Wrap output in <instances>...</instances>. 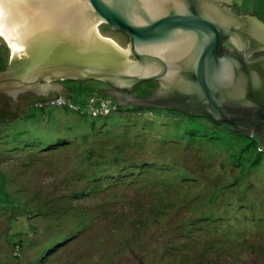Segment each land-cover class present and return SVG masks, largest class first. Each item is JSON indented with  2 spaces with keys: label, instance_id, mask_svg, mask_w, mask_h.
<instances>
[{
  "label": "rangeland",
  "instance_id": "1",
  "mask_svg": "<svg viewBox=\"0 0 264 264\" xmlns=\"http://www.w3.org/2000/svg\"><path fill=\"white\" fill-rule=\"evenodd\" d=\"M213 1L230 5L236 13H255L264 22V0ZM102 24L99 25L102 35L111 36L119 45L125 46L126 39L122 34ZM10 57L9 43L0 35V72L9 66ZM87 82L90 87L78 84V81L64 80L67 96L82 104L91 93L103 89L100 82ZM151 85L149 81H143L136 87ZM59 92L50 88L44 95L57 97ZM34 93L37 92L20 91L15 100L12 94L0 90V117L6 123L25 110L29 114L18 123L13 121L7 126H0V132H3L0 138V214H4V217L0 216V264H264V219L258 216L260 213L264 218V171L261 170L250 171L247 178L244 173L236 172L239 173V180L249 186L244 190L245 195L238 190H234L233 194L243 196V215L247 221L255 223L254 227L244 228L240 235L232 238L236 241L212 238V233L201 228L192 230V236L182 234L181 218L189 212L179 205L183 197H187L190 184L176 185L175 190L169 186H148L138 180L98 192L94 190L71 201L62 197L65 192L81 186L79 180H65L68 166L75 161V154L81 145L105 147L116 152L126 159H119L120 165L131 166L133 161L141 158L168 159L180 167L191 168L194 175H199L207 183L216 172L229 169V162L233 159L230 153L236 152L241 142L247 140L246 137L241 136L239 144L233 139L230 140L233 143H229L227 133L222 131L223 140L210 146L199 141L197 151L190 147V142L180 146L161 145L156 132L160 135L165 133L169 139L177 137L171 124L180 131L196 128L198 133L210 131V125L191 120L194 123L191 127L183 115L166 112L159 115L157 112L153 117L150 112L138 114L127 110L120 114L111 112L110 116L91 122V117H77L65 107H29ZM37 94L40 96V93ZM151 119L154 125H151ZM134 122L135 125H132ZM137 124H144V133L135 136L132 127ZM87 133L94 136L88 139L80 137ZM67 135L75 140L78 138L77 144L45 148L49 142ZM128 137H136L142 144L127 146L122 142ZM40 140L45 146L39 143ZM149 143H152L149 150L153 153H139L141 145ZM42 146L45 149H40ZM128 147L134 150L130 154L131 162L124 154ZM204 162L213 163V168L206 171ZM212 183L211 191L219 190L217 179ZM113 197L115 201H110ZM30 208L37 213V217L31 220L33 223L26 221L25 213ZM74 213L82 219L78 220ZM17 218L23 224L13 230L12 224ZM85 219V224L76 226ZM20 241L34 244V249L25 252L26 246L18 250L19 256L14 255L12 247Z\"/></svg>",
  "mask_w": 264,
  "mask_h": 264
},
{
  "label": "water",
  "instance_id": "2",
  "mask_svg": "<svg viewBox=\"0 0 264 264\" xmlns=\"http://www.w3.org/2000/svg\"><path fill=\"white\" fill-rule=\"evenodd\" d=\"M0 32L11 50L0 90L15 100L98 80L117 103L205 115L264 142V55L250 58L264 49V22L252 13L213 0H0ZM143 81L156 86L133 96Z\"/></svg>",
  "mask_w": 264,
  "mask_h": 264
},
{
  "label": "trees",
  "instance_id": "3",
  "mask_svg": "<svg viewBox=\"0 0 264 264\" xmlns=\"http://www.w3.org/2000/svg\"><path fill=\"white\" fill-rule=\"evenodd\" d=\"M106 26V28L109 27L107 24H102V26ZM123 37L125 35L120 32ZM126 39V38H125ZM69 81V79H66ZM72 81H78V84L83 83L88 86V80L87 81H79V80H72ZM95 82H100L98 80H92ZM62 83H64V80H61ZM145 82V81H144ZM148 82V81H147ZM142 83V82H141ZM101 86L110 87L109 84L100 82ZM149 84H152L151 87H145L140 86V90L150 91L152 88L156 86V83L154 81H149ZM91 85L89 84L88 87ZM150 89V90H149ZM99 92L91 93L85 102L81 104L76 103L75 101H72L66 94V89H62L59 93H57V97H61L63 99H67L64 102L60 104L54 103L52 100L56 99L57 97H52L50 95H42L34 93L33 98L31 99V103L29 107L31 106H38L41 108H44L46 105L49 106H58V107H65L69 111H72L76 114L77 117H91V122H96V119L99 117H108L112 113H122L125 110L129 112H136L138 114H144L147 112L151 113V116L154 117L155 113H159V115H163L162 113L166 112L167 114H175L180 116H185V118L188 120L186 122L187 124L190 123L194 127V123H191V120L195 121H201L203 123L209 124L210 131H200L198 133L199 129L196 128H190L187 130H178L177 127H172V124L170 125L172 129H176V131H173L175 134H177V139H169L167 136H165V133L159 134L156 132V138H160L161 145L164 144H170V145H177L180 146L181 144H185L187 142H190V147H193L194 150L197 151L198 149V142L201 141L207 146H210V144H215L221 140H223V136L221 135L222 131H225L227 133L229 143L235 142L236 144H239L240 137L244 136L247 138L246 141L241 142L240 146L237 147L236 152H231L230 155L233 157L231 158V161L229 162V169H225L223 172H216L213 177L209 179V182L203 181L202 177L199 175H194L195 172L190 168L187 167H180V165L174 163L173 161H170L168 159H158L156 157H150V158H141L139 161H133V165H120L119 159L126 160L125 158L119 157L116 152L114 153L111 150H108L107 148H93L92 146H84L81 145L79 150L76 152L74 160L72 159L70 161V165L68 166L69 173L66 176L65 180H79L81 182V186L77 188H72L71 190L65 192V194L62 195V197L66 198V200H75L79 197H84L86 194L92 193L94 190L95 192L102 191L110 188L113 185L118 184H124V183H131L137 182L140 180L142 183L150 186V184L156 185L157 187H164L169 186L172 189L176 190V185L184 186H191V189H189V193L186 198L183 197L184 200L180 203L179 207L185 208L189 214H184L182 216V225H181V232L183 235L190 236L192 230H195L197 228H201L205 232H210L213 234L212 238L215 239H226L230 241H236L233 240L236 235H240L241 230L247 227H254V222L247 221L246 216L243 215V203L244 199L241 194H233L234 190H238L240 193L246 194L244 191L249 184H246V182H242L239 180L240 176L239 173H244L245 178L249 176L250 171L255 170H261L264 171V159L263 153H264V142H262V138L260 134L256 131H250V132H243L240 130L235 129L231 125H227L226 123H219L210 120L209 117H194V115H191L187 112L182 111H176L172 108H164V110H161V107H155L152 105H146V104H134V103H117V99L107 94L103 89H98ZM105 103V107H103V104ZM102 104V105H101ZM102 108V109H101ZM105 109V111L101 112ZM29 109V108H28ZM27 109V110H28ZM124 110V111H123ZM26 111V110H25ZM24 111L23 114H21L18 117H14L13 120H10L9 123H6L2 117H0V126H7L13 121H16V123L20 122V120L24 119L25 116H28L29 114ZM112 112V113H111ZM120 116V115H119ZM13 118V117H12ZM197 119V120H196ZM93 120V121H92ZM152 121V119H151ZM132 125H135L134 123H131ZM144 125V124H143ZM143 125H136L134 128V135H139L140 132L143 130ZM151 125H154V122L152 121ZM94 126V125H91ZM90 126V127H91ZM198 128V127H197ZM178 130V131H177ZM86 131V130H85ZM88 131V130H87ZM184 131V132H183ZM144 133V132H142ZM2 138L3 132H0ZM94 136V134H83L80 137H83L84 139H88L91 136ZM98 135V134H95ZM233 139V142L230 140ZM78 138L75 140L70 135L63 136V138H57L56 141L49 142L48 146L43 145V141L40 140L39 143H42L45 148H58L61 147L63 144H77ZM125 145H138L142 144L139 142V140L136 137H128L124 142ZM17 144V142L15 143ZM14 144V145H15ZM152 144V143H151ZM150 143L148 145H141L139 153H153L149 150V147L151 145ZM40 147V149H43L44 147ZM15 148H17L15 146ZM44 148V149H45ZM133 148H126L125 156H129V162L130 161V150ZM146 155V154H144ZM75 163V164H74ZM204 169L206 171L211 170L210 168H213V163H206L204 162ZM210 164V165H208ZM79 166H82L81 168H76ZM75 166V167H74ZM212 166V167H211ZM233 171H235L233 173ZM236 172H239L236 174ZM236 175H233V174ZM228 175V177L221 181L222 178H225V176ZM152 176V177H150ZM198 178H200L198 180ZM175 179V180H174ZM191 179H194L193 181ZM219 183L218 187L219 190H213L211 191L213 187L214 181ZM168 181V182H164ZM209 185V186H208ZM198 186V187H196ZM201 187L200 189H198ZM211 187V188H210ZM217 187V188H218ZM165 188V187H164ZM194 188V190H193ZM185 193V192H184ZM164 194V193H163ZM186 195V193H185ZM117 198V197H116ZM121 198V197H120ZM167 198V197H165ZM198 200V201H197ZM110 201H115V198H111ZM231 205V206H230ZM31 209V208H30ZM231 209V210H229ZM238 214H236V213ZM191 213V214H190ZM194 213V221L192 219V214ZM75 216H77V219L80 220L78 214L74 213ZM73 214V215H74ZM0 216L4 217V214H0ZM26 221L31 222L33 217H37V213L33 209L30 211L27 210L25 213ZM259 219H264L262 216H260V213H258ZM28 222V223H29ZM86 219L84 222L81 221V223H77V227H80L85 224ZM33 223V222H31ZM22 221L20 218H17V221L12 224V229L17 230L21 225ZM177 236V235H176ZM192 236V235H191ZM28 243V242H27ZM27 246V247H26ZM34 244H26L23 241L15 242L12 250L14 252V255L19 256L18 250H22L24 247L25 252L33 250ZM31 253V252H30Z\"/></svg>",
  "mask_w": 264,
  "mask_h": 264
},
{
  "label": "flooded vegetation",
  "instance_id": "4",
  "mask_svg": "<svg viewBox=\"0 0 264 264\" xmlns=\"http://www.w3.org/2000/svg\"><path fill=\"white\" fill-rule=\"evenodd\" d=\"M116 32H119L120 33V31H116ZM259 55H264V49H260V50H255V51H252V54H251V56H250V58H254V57H257V56H259ZM63 84V83H62ZM138 85V84H137ZM111 87V86H110ZM109 87V88H110ZM103 88V90L104 89H106V88H108V87H106V86H103L102 87ZM108 88V89H109ZM155 88V87H154ZM154 88H152L150 91H145V92H143V90L142 91H140V87H136V85L134 86V87H132L131 88V90H130V93L133 95V96H136V97H140V96H145V95H147V94H149ZM105 91V90H104ZM106 92V91H105ZM46 95V94H45ZM116 98V97H115ZM130 101H128V103H129ZM131 103V102H130Z\"/></svg>",
  "mask_w": 264,
  "mask_h": 264
},
{
  "label": "built area",
  "instance_id": "5",
  "mask_svg": "<svg viewBox=\"0 0 264 264\" xmlns=\"http://www.w3.org/2000/svg\"><path fill=\"white\" fill-rule=\"evenodd\" d=\"M65 100H67V99H63V98H61V97H57L55 100L53 99L52 101L54 102V103H56V104H60V103H62V102H64ZM103 104V107H105V103H102ZM101 104V105H102ZM102 109V108H101ZM103 111H105V109L103 108V110L101 111V112H103Z\"/></svg>",
  "mask_w": 264,
  "mask_h": 264
},
{
  "label": "bare ground",
  "instance_id": "6",
  "mask_svg": "<svg viewBox=\"0 0 264 264\" xmlns=\"http://www.w3.org/2000/svg\"><path fill=\"white\" fill-rule=\"evenodd\" d=\"M99 34L100 35H102L100 32H99ZM0 35H2L5 39H6V37L4 36V34L2 33V32H0ZM102 36H104V35H102ZM110 38V37H109ZM112 39V38H111ZM113 40V39H112ZM6 41H7V39H6ZM8 42V41H7Z\"/></svg>",
  "mask_w": 264,
  "mask_h": 264
},
{
  "label": "crops",
  "instance_id": "7",
  "mask_svg": "<svg viewBox=\"0 0 264 264\" xmlns=\"http://www.w3.org/2000/svg\"><path fill=\"white\" fill-rule=\"evenodd\" d=\"M233 9V8H232ZM252 14H254V15H256L258 18H260L257 14H255V13H252Z\"/></svg>",
  "mask_w": 264,
  "mask_h": 264
}]
</instances>
